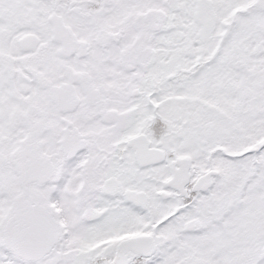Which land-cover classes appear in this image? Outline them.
Wrapping results in <instances>:
<instances>
[{
  "label": "snow or ice",
  "instance_id": "obj_1",
  "mask_svg": "<svg viewBox=\"0 0 264 264\" xmlns=\"http://www.w3.org/2000/svg\"><path fill=\"white\" fill-rule=\"evenodd\" d=\"M0 264H264V0H0Z\"/></svg>",
  "mask_w": 264,
  "mask_h": 264
}]
</instances>
